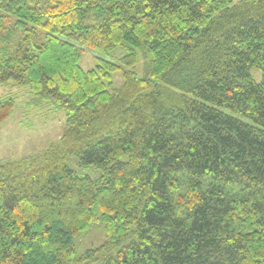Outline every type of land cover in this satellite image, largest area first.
I'll return each mask as SVG.
<instances>
[{"label": "trees", "instance_id": "16d2710c", "mask_svg": "<svg viewBox=\"0 0 264 264\" xmlns=\"http://www.w3.org/2000/svg\"><path fill=\"white\" fill-rule=\"evenodd\" d=\"M5 84L66 128L0 160V264H264V0H0Z\"/></svg>", "mask_w": 264, "mask_h": 264}, {"label": "rangeland", "instance_id": "374dc122", "mask_svg": "<svg viewBox=\"0 0 264 264\" xmlns=\"http://www.w3.org/2000/svg\"><path fill=\"white\" fill-rule=\"evenodd\" d=\"M115 59L122 53L114 54ZM97 57H101L92 50L84 49L81 53L79 65L84 71L94 69ZM107 59V57H103ZM134 72L139 76L145 75V60L139 54ZM253 77L259 81V72L252 70ZM121 76L116 74L112 79V89H118L122 83ZM27 87H17L12 84L0 85V99L13 98L14 107L10 116L0 124V160L13 161L31 156L58 142L65 128L64 112L53 105L46 103H33L29 98ZM76 160V159H75ZM74 167L72 161L69 162ZM74 169V168H73ZM79 175H89L96 178L99 172L92 167L77 168ZM93 221L87 229L79 232L74 238V248L77 255L85 250L96 248L106 241V234L100 218L98 206L94 208Z\"/></svg>", "mask_w": 264, "mask_h": 264}, {"label": "bare ground", "instance_id": "6f19581e", "mask_svg": "<svg viewBox=\"0 0 264 264\" xmlns=\"http://www.w3.org/2000/svg\"><path fill=\"white\" fill-rule=\"evenodd\" d=\"M23 50H24V49H23ZM61 109H62V108H61ZM63 111H64V110H63ZM218 176H219V175H218ZM90 207H91V205H90ZM94 207H96V206H94ZM91 208H92V207H91ZM93 210H94V209H93ZM93 210H92V211H93ZM94 211H95V210H94ZM101 212H102V211H101ZM92 213H93V212H92ZM101 214H102V213H101ZM101 214H100V215H101ZM92 221H93V220H92ZM104 227H105V226H104ZM85 228H86V227H85ZM99 247H100V246H99ZM96 248H97V247H96ZM90 249H91V248H90ZM66 254H67V253H66ZM72 256H73V255H72ZM95 257H96V255H95ZM70 258H71V257H70Z\"/></svg>", "mask_w": 264, "mask_h": 264}]
</instances>
